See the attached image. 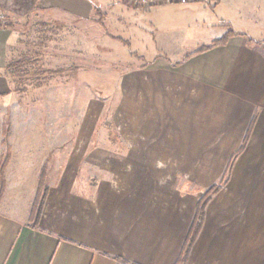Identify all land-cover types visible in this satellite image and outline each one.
Listing matches in <instances>:
<instances>
[{"label":"crops","instance_id":"1","mask_svg":"<svg viewBox=\"0 0 264 264\" xmlns=\"http://www.w3.org/2000/svg\"><path fill=\"white\" fill-rule=\"evenodd\" d=\"M172 6L200 28L188 36L198 45L119 72L115 157L94 149V130L79 132L49 176L37 225L38 183L34 197L8 201L7 169L0 264H177L199 202L224 180L185 264H264V46L255 43L264 42V0ZM98 9L94 0H0L14 19L94 21ZM17 29L0 27L1 102L31 76L9 69L30 63L19 60Z\"/></svg>","mask_w":264,"mask_h":264},{"label":"rangeland","instance_id":"2","mask_svg":"<svg viewBox=\"0 0 264 264\" xmlns=\"http://www.w3.org/2000/svg\"><path fill=\"white\" fill-rule=\"evenodd\" d=\"M94 2L99 8L94 21L38 12L14 19L0 12L7 23L17 21L12 24L23 39L19 60H29L22 69L31 74L6 102L0 98V162L8 160L3 185L5 195L8 169V201L34 197L41 174L48 187L79 132L94 130V149L115 157L119 72L156 57L177 59L198 45L190 38L198 39L200 28L186 26L188 13L175 6L134 9L127 0Z\"/></svg>","mask_w":264,"mask_h":264},{"label":"trees","instance_id":"3","mask_svg":"<svg viewBox=\"0 0 264 264\" xmlns=\"http://www.w3.org/2000/svg\"><path fill=\"white\" fill-rule=\"evenodd\" d=\"M0 27L12 28V24L11 23H5V24L0 25ZM249 41H252V40H249ZM225 43H226V41L215 42L211 46H208V47H205V48L199 50L198 53H203V52L209 51L212 48L217 47V46L222 45V44H225ZM255 43L264 46V42H255ZM20 64L21 63L13 64L9 67V69L12 71V73L17 71L15 73L21 74L24 71H22V66H20ZM20 77H22V75ZM7 164H8L7 159L0 162V203H1V201L3 199V195H4V186H3L4 185V178H5L4 173H5ZM231 168H232V164L230 165L228 172H230ZM225 181L226 180H224L220 185L214 186L211 189H209L204 194V197L201 199V201L199 202L195 222L191 228V232H190L189 238L187 240V244L185 246V249L183 250V254H182V256H181V258L177 264H185L186 263L188 253H189L191 247L193 246V244H194V242H195V240H196V238H197V236L201 230L207 205L211 201L212 197L220 191V189H221L222 185L225 183ZM47 194H48V187L45 185L44 175L41 174L40 180H39V185H38L37 195H36V198H35V201H34V204L32 207V212H31V220H32L33 224H35V225H37L39 223L40 216H41V213L43 210V206H44Z\"/></svg>","mask_w":264,"mask_h":264},{"label":"built area","instance_id":"4","mask_svg":"<svg viewBox=\"0 0 264 264\" xmlns=\"http://www.w3.org/2000/svg\"><path fill=\"white\" fill-rule=\"evenodd\" d=\"M129 5L134 9L143 8V9H152L154 7L164 6V5H187L194 0H127ZM6 18L4 15L0 14V25L5 24Z\"/></svg>","mask_w":264,"mask_h":264}]
</instances>
